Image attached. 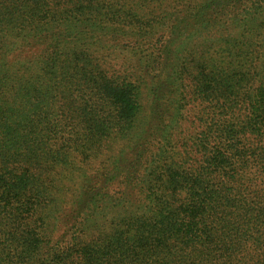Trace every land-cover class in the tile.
Here are the masks:
<instances>
[{"label": "trees", "instance_id": "obj_1", "mask_svg": "<svg viewBox=\"0 0 264 264\" xmlns=\"http://www.w3.org/2000/svg\"><path fill=\"white\" fill-rule=\"evenodd\" d=\"M0 264H264V0H0Z\"/></svg>", "mask_w": 264, "mask_h": 264}, {"label": "rangeland", "instance_id": "obj_2", "mask_svg": "<svg viewBox=\"0 0 264 264\" xmlns=\"http://www.w3.org/2000/svg\"><path fill=\"white\" fill-rule=\"evenodd\" d=\"M112 58H116L113 61H111L113 63H116V66L120 65L123 59L125 60L127 58H130V59L135 60L134 56H132L129 52H127L126 49H123V48L122 50L118 49L115 52V54L112 55Z\"/></svg>", "mask_w": 264, "mask_h": 264}]
</instances>
